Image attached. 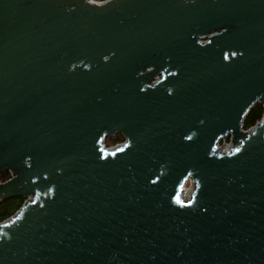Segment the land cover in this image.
Returning <instances> with one entry per match:
<instances>
[{
    "label": "water",
    "instance_id": "water-1",
    "mask_svg": "<svg viewBox=\"0 0 264 264\" xmlns=\"http://www.w3.org/2000/svg\"><path fill=\"white\" fill-rule=\"evenodd\" d=\"M257 102L264 0H0V264H264Z\"/></svg>",
    "mask_w": 264,
    "mask_h": 264
},
{
    "label": "trees",
    "instance_id": "trees-1",
    "mask_svg": "<svg viewBox=\"0 0 264 264\" xmlns=\"http://www.w3.org/2000/svg\"><path fill=\"white\" fill-rule=\"evenodd\" d=\"M95 1H104V0H95ZM263 113V108L261 104L255 103L250 110L245 115L243 122V127L249 128L252 125L258 121ZM121 135L115 134L113 136L108 137V142L114 143L116 141H119L121 139ZM23 197H17V198H5L0 201V221L7 218L11 214L15 212V210L18 209V207L21 205L23 201Z\"/></svg>",
    "mask_w": 264,
    "mask_h": 264
},
{
    "label": "built area",
    "instance_id": "built-area-1",
    "mask_svg": "<svg viewBox=\"0 0 264 264\" xmlns=\"http://www.w3.org/2000/svg\"><path fill=\"white\" fill-rule=\"evenodd\" d=\"M91 1L99 2V3L103 2V1H95V0H91ZM207 36H209V35H201V36L199 37V43H202V44L206 43V42L208 41ZM152 69H153V67H147V68L145 69L144 72H148L149 70H152ZM160 76H161V75H158V73L153 74V76L150 77V79H152V80L149 81V83H148L149 86H153L154 83H156V82H158L159 80H161V77H160ZM262 105H264V104H262ZM242 127H243V122H242ZM245 131H248V130H245ZM120 135H121V134H120ZM228 136L233 137L232 133L228 134L226 137H228ZM108 137H109V136L104 137V138L101 140V144H102V146H103V149L106 150V151L117 150L119 147H121V146H123V145H125V144L127 143V139H126V137H124V136H122V135H121L122 138H121L119 141H116V142H114V143H110V142H108V141H107ZM226 137H222V138H220L218 141H220L221 139H225ZM232 143H233V142H232ZM217 145H218V142L216 143V147H217ZM232 148H233V146H232ZM13 177H14V173L12 172L11 169H8V170L6 171V175H5L4 177H2V179L0 180V182H5V181H7V180H10V179L13 178ZM187 180H191V179H190V178H187L186 181H187ZM186 181H185V182H186ZM191 181H192V180H191ZM185 182H184V183H185ZM192 183L194 184V181H192ZM183 185H184V184H183ZM193 186H194V185H193ZM192 189H193V188H192ZM182 190H183V186H182ZM182 190H181V194L183 193ZM191 192H192V191H191ZM32 198H33V196H31V195H30V196H27V197H24V199H23L21 205L18 207V209L15 210V212H14L13 214H11V215L8 216L7 218H5V219H3L2 221H0V224L7 222V221H9L12 217H14V216L16 215V213L19 211L20 207H21L22 205H24L26 202H29Z\"/></svg>",
    "mask_w": 264,
    "mask_h": 264
},
{
    "label": "rangeland",
    "instance_id": "rangeland-1",
    "mask_svg": "<svg viewBox=\"0 0 264 264\" xmlns=\"http://www.w3.org/2000/svg\"><path fill=\"white\" fill-rule=\"evenodd\" d=\"M258 103V102H257ZM258 104H260V103H258ZM261 106H262V108H263V112H264V105H262L261 104ZM260 120V119H259ZM258 120V121H259ZM258 121H256V123H258ZM255 123V124H256ZM254 124V125H255ZM254 125H252L251 127H249V128H244V127H242V130H248V131H251V129H252V127L254 126ZM116 134H119V133H116ZM115 135V134H114ZM120 135V134H119ZM113 136V135H112ZM110 137V136H109ZM107 141H108V139H107ZM232 146L234 147V143H232V137L231 136H228V137H226L225 139H221L220 141H218V145H217V148H220V151H227V150H229V148H232ZM4 177V176H3ZM2 178H0V180H1ZM193 183H192V181L191 180H187L185 183H184V185H183V190H182V195H181V197H183L184 199H188L189 198V196L191 195V191H192V188H193Z\"/></svg>",
    "mask_w": 264,
    "mask_h": 264
},
{
    "label": "flooded vegetation",
    "instance_id": "flooded-vegetation-1",
    "mask_svg": "<svg viewBox=\"0 0 264 264\" xmlns=\"http://www.w3.org/2000/svg\"><path fill=\"white\" fill-rule=\"evenodd\" d=\"M6 175V172H3L1 175H0V177L2 178L3 176H5Z\"/></svg>",
    "mask_w": 264,
    "mask_h": 264
}]
</instances>
